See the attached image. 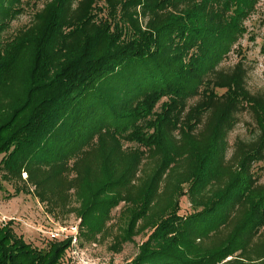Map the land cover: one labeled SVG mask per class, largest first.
Here are the masks:
<instances>
[{"label": "trees", "instance_id": "trees-1", "mask_svg": "<svg viewBox=\"0 0 264 264\" xmlns=\"http://www.w3.org/2000/svg\"><path fill=\"white\" fill-rule=\"evenodd\" d=\"M256 2L50 0L31 25L8 35L23 13L22 0H0L1 177L13 182L16 194L29 182L54 212L58 204L46 188L64 172L74 173L68 188L75 189L80 206L64 203L60 209L77 212L82 246V236L94 241L106 233L112 210L123 202L125 221L111 250L120 252L134 235L152 230L125 264H223L237 252L243 259L235 264H264V245L252 250L264 233V184L257 183L250 165L264 158V99L243 89L239 72L203 78L244 32L241 21ZM166 7L174 12L162 21L160 10ZM148 10L154 18L144 25L141 17ZM128 65L140 69L117 96L104 98L106 109H94V120L78 110L105 78ZM217 88L226 90L220 94ZM195 96L200 101L187 107ZM237 105L254 113L262 135L243 142L239 165H224ZM212 108L209 136L189 150L188 170L160 203L164 175L182 154L175 142L193 135L189 141L195 143L202 134L193 133L199 115ZM123 140L136 145L123 150ZM155 151L162 154L157 168L136 181L143 156ZM187 193L201 209L183 216L180 200ZM226 226L218 244L198 243ZM70 243L48 240L46 250L34 246L9 220L0 223V264H73L67 257Z\"/></svg>", "mask_w": 264, "mask_h": 264}, {"label": "rangeland", "instance_id": "rangeland-1", "mask_svg": "<svg viewBox=\"0 0 264 264\" xmlns=\"http://www.w3.org/2000/svg\"><path fill=\"white\" fill-rule=\"evenodd\" d=\"M50 0H22L23 13L13 20L8 35L15 33L17 30L25 28L32 24L34 14L43 8L46 2ZM173 8L166 7L160 10L159 18L162 21H166L169 16L167 12ZM143 11V10H142ZM174 12V11H173ZM154 18V13L150 10L146 11L144 16L141 17L142 23L145 25L150 19ZM242 25L245 27L244 32L241 34L239 39L235 41L230 49L224 53V56L217 63L204 74L203 78L215 80L217 74L220 76L231 77L234 72H239L242 75L243 83L241 84L244 90H247L253 97L264 99V0H257L254 10L243 19ZM140 69L138 65L124 66L122 72L113 74L104 79L101 82L100 88L97 91L90 93L82 102L79 104V111L85 114L90 113V117L94 120L96 114L94 109L99 106L100 110L106 109L108 105L104 103L106 96H116L119 93L120 85L125 82L126 79L134 77L136 70ZM226 89L217 88L216 91L220 94L225 92ZM100 95V96H98ZM199 96H195L189 99L188 106H194L199 100ZM160 105V103L158 104ZM221 105H226L223 101ZM233 110V124L226 135V150L224 154V165H239L241 158V152L243 148V142H252L261 136L262 131L257 124L254 113L247 107H238ZM212 110L205 111L200 114V121L196 124L193 133H202L200 137L196 136V142L189 141L193 139V135L185 139H180L175 142V149L182 154L176 155L175 161L171 164V167L164 175L159 188L158 201L163 203L168 198L169 194L174 189L176 178L183 173H186L190 166L189 150L194 147L197 142L203 139V135L208 137L210 134V120ZM92 120V121H93ZM209 120V121H208ZM178 132H176V139L179 138ZM192 137V138H191ZM109 142V141H108ZM136 144L123 140L122 149L134 147ZM252 150V149H251ZM3 154L0 155V160ZM162 154L159 152H146L143 156L140 168L136 173L137 179L146 180L148 179L154 170L157 168L159 161L161 160ZM76 157L68 160V165H72ZM251 168L255 173L257 183L264 184V158L262 161L251 162ZM74 173L70 171L64 172L62 176L58 177L46 188L50 196L58 204L56 211H50V204L47 201H42L35 191L33 185L27 182V188L20 193H15V185L13 182L6 181L1 177L0 173V223H6L9 220L13 221V227L17 234L22 235L27 242L32 245L47 249L48 240L42 237L32 230L33 226H40V224L46 225V215L49 214L55 218L58 223H71L75 221L79 216L74 210L70 213L62 212L64 203L75 209L80 206L81 201L77 199L75 189L68 188L70 180L73 178ZM22 179H28V175L25 171L21 174ZM63 185V186H62ZM189 183H185L183 188L185 191L188 190ZM177 197V196H175ZM181 210L180 214L188 216L194 210H200L201 206L195 209L192 199L187 193L186 196L181 198ZM124 209V203H120L111 212V218L107 222L106 233L97 237L96 240L87 241L82 236L83 246L85 254L92 258L97 259L101 262L112 263V264H125L133 261L139 254V247L147 239V235L152 231L150 228L145 231L133 236V240L125 242L120 252H114L110 249L113 237L120 231V227L124 224L122 219L121 211ZM16 219H12V218ZM21 219V220H19ZM31 226H28L27 224ZM232 225V224H231ZM229 227H223L215 235L208 234L203 237L202 241H198L200 245L204 247H212L226 236ZM264 234V233H263ZM256 238L252 242V250L260 249L264 245V235ZM210 235V236H209ZM243 254L237 252L233 256H230L222 261L223 264H235L234 261L243 259ZM73 264H76L75 262ZM78 264V263H77Z\"/></svg>", "mask_w": 264, "mask_h": 264}, {"label": "built area", "instance_id": "built-area-1", "mask_svg": "<svg viewBox=\"0 0 264 264\" xmlns=\"http://www.w3.org/2000/svg\"><path fill=\"white\" fill-rule=\"evenodd\" d=\"M12 219H16L15 217ZM47 224L40 226H33L32 230L38 232L47 240H71L67 257L72 263L78 264H112L101 262L97 259H92L85 254L84 247L81 245L80 226L81 219L77 218L71 223H58L51 215H46ZM21 220V219H19ZM27 224V223H26ZM31 226L30 224H27Z\"/></svg>", "mask_w": 264, "mask_h": 264}]
</instances>
